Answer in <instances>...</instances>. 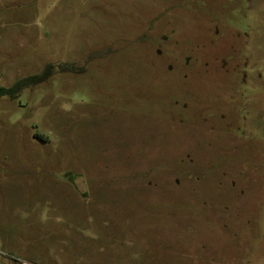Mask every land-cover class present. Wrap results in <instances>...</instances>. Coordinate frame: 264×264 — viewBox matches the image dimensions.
I'll use <instances>...</instances> for the list:
<instances>
[{"label": "rangeland", "instance_id": "1", "mask_svg": "<svg viewBox=\"0 0 264 264\" xmlns=\"http://www.w3.org/2000/svg\"><path fill=\"white\" fill-rule=\"evenodd\" d=\"M47 65L0 97V264H264V0H0V87Z\"/></svg>", "mask_w": 264, "mask_h": 264}, {"label": "flooded vegetation", "instance_id": "2", "mask_svg": "<svg viewBox=\"0 0 264 264\" xmlns=\"http://www.w3.org/2000/svg\"><path fill=\"white\" fill-rule=\"evenodd\" d=\"M242 90L239 93L242 98L240 100L241 103H239V105L237 104V106L241 107L239 121L241 123L240 127H242V130H237L236 128L232 132H237V135L242 138L248 137L252 140H262V138H264V106L259 104L251 108L250 106L252 103L250 102V98H248ZM244 91L246 90L244 89ZM238 109L239 108H237V115L240 112H238ZM230 118L228 127L234 126V123L231 121L235 119V115H230Z\"/></svg>", "mask_w": 264, "mask_h": 264}, {"label": "trees", "instance_id": "3", "mask_svg": "<svg viewBox=\"0 0 264 264\" xmlns=\"http://www.w3.org/2000/svg\"><path fill=\"white\" fill-rule=\"evenodd\" d=\"M63 68L71 70L73 69L72 67L66 64H64ZM51 69L52 65H47L45 70H43L39 74L26 76L19 80H16L9 87H0V97H7L11 100L16 99L24 89L44 82L49 77Z\"/></svg>", "mask_w": 264, "mask_h": 264}]
</instances>
